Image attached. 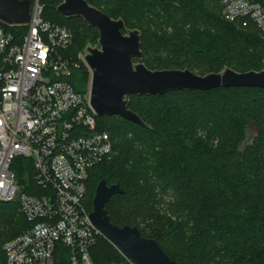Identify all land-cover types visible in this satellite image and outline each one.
<instances>
[{
	"label": "trees",
	"instance_id": "trees-1",
	"mask_svg": "<svg viewBox=\"0 0 264 264\" xmlns=\"http://www.w3.org/2000/svg\"><path fill=\"white\" fill-rule=\"evenodd\" d=\"M32 1V0H31ZM64 0H40L45 21L67 27L73 43L67 54L77 60L88 44H98L99 31L82 18H66L58 11ZM126 30L142 33L141 60L152 70L190 69L218 73L264 69V32L253 24L243 27L227 21L219 0H88ZM13 41L20 43L26 25H7ZM138 62V59H135ZM69 79L75 90L86 93L91 72L85 62ZM129 108L147 124L143 127L119 116L98 117L101 130L113 141L115 156L90 171L86 205L93 210L96 188L103 179L119 184L123 194L106 204L111 221L120 227H137L155 239L180 264H264V88L220 87L208 91H170L160 96L131 95ZM148 147L154 161L152 178L141 164L131 141L115 134L113 119ZM257 131L246 143L251 127ZM129 131V132H128ZM122 135V134H120ZM112 152V153H113ZM19 167L21 180L31 176ZM173 191L177 206L195 222L186 255L171 251L161 230L146 233L139 218L148 209L160 217L159 191ZM15 204L0 203V264H5L4 243L20 234L22 215ZM171 224L167 222L168 227ZM180 233L175 223L170 228ZM96 263L106 264L122 255L101 237L91 249ZM68 264L67 253L59 255Z\"/></svg>",
	"mask_w": 264,
	"mask_h": 264
},
{
	"label": "built area",
	"instance_id": "built-area-1",
	"mask_svg": "<svg viewBox=\"0 0 264 264\" xmlns=\"http://www.w3.org/2000/svg\"><path fill=\"white\" fill-rule=\"evenodd\" d=\"M219 3L227 21L264 32V0ZM31 6L20 43L0 20V203L15 204L28 222L4 243L5 264H61L64 252L68 264H101L91 254L104 236L90 218L87 182L113 141L100 129L90 86L81 93L69 80L85 62L84 53L77 60L67 54L73 33L45 21L40 0ZM21 158L32 172L20 186ZM121 255L106 264H137Z\"/></svg>",
	"mask_w": 264,
	"mask_h": 264
},
{
	"label": "water",
	"instance_id": "water-1",
	"mask_svg": "<svg viewBox=\"0 0 264 264\" xmlns=\"http://www.w3.org/2000/svg\"><path fill=\"white\" fill-rule=\"evenodd\" d=\"M31 9V0H0V20L8 25H26ZM58 11L66 18H82L99 31L98 44H88L84 49V61L91 72V104L98 117L119 116L147 127L129 108L131 95L160 96L170 91H208L220 87L264 88V69L238 72L225 68L206 75L188 68L152 70L141 61V31L130 29L124 33L123 19L112 18L88 0H64ZM124 192L119 184L108 185L105 179L99 182L90 214L93 224L117 250L137 264H180L137 227H120L111 221L106 204Z\"/></svg>",
	"mask_w": 264,
	"mask_h": 264
},
{
	"label": "rangeland",
	"instance_id": "rangeland-1",
	"mask_svg": "<svg viewBox=\"0 0 264 264\" xmlns=\"http://www.w3.org/2000/svg\"><path fill=\"white\" fill-rule=\"evenodd\" d=\"M193 72L199 75L208 74L205 72L202 73L199 70H195ZM112 121H114L115 123L114 133L117 134V136L119 135V138L131 141L134 144V150L136 154H139V158L141 161L139 164H141L143 168H145L144 171H146L153 178L155 176V169L150 149L142 145L141 142L138 141L129 131V134L120 133L124 130L125 127L122 126L120 121L115 118ZM256 131V127H251L250 133L246 139V143L252 141L253 137L256 134ZM114 156L115 150L106 160V163H110L113 160ZM28 162L29 161L25 158L18 159L16 161L17 169L19 167H24L25 169H27L29 166ZM27 183L28 181H20L19 185L21 186L22 184ZM159 198L160 200L157 207L160 211V217L154 216L148 209L139 218V228L146 233L155 232L156 230L157 232H159L161 230L162 240L166 243L167 247L171 251L177 252L178 254L186 255V253H188V244L191 240V235L193 234V227H195V222L191 218V213L177 206L176 194L171 190H168L166 192L159 191ZM16 209L17 208H15V210ZM167 222L168 224H171V222H173L171 227H168ZM175 223L181 226L180 233L178 231H173L170 229L175 226ZM24 225L27 226L28 222L23 216H21V218H19L17 226L23 227ZM219 264L231 263L228 260H220Z\"/></svg>",
	"mask_w": 264,
	"mask_h": 264
}]
</instances>
